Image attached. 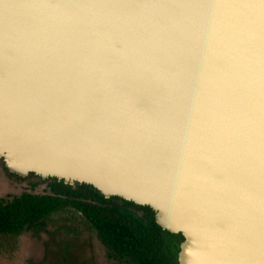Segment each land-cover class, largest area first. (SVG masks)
I'll list each match as a JSON object with an SVG mask.
<instances>
[{
	"label": "water",
	"instance_id": "95a60500",
	"mask_svg": "<svg viewBox=\"0 0 264 264\" xmlns=\"http://www.w3.org/2000/svg\"><path fill=\"white\" fill-rule=\"evenodd\" d=\"M0 158L264 264V0H0Z\"/></svg>",
	"mask_w": 264,
	"mask_h": 264
},
{
	"label": "trees",
	"instance_id": "16d2710c",
	"mask_svg": "<svg viewBox=\"0 0 264 264\" xmlns=\"http://www.w3.org/2000/svg\"><path fill=\"white\" fill-rule=\"evenodd\" d=\"M0 167L11 179L28 180L31 190L38 183L46 185L42 192L27 190L11 198L0 197V240L6 244L37 226H60L93 231L108 250V257L124 264H177L183 236L162 229L149 206L119 196L104 197L86 183L71 185L55 177L41 179L33 173L20 177L9 173L1 158ZM62 212L71 215L61 218ZM74 214L82 220H75Z\"/></svg>",
	"mask_w": 264,
	"mask_h": 264
},
{
	"label": "rangeland",
	"instance_id": "374dc122",
	"mask_svg": "<svg viewBox=\"0 0 264 264\" xmlns=\"http://www.w3.org/2000/svg\"><path fill=\"white\" fill-rule=\"evenodd\" d=\"M45 188V184L38 183L31 190L28 180L11 179L0 167L2 198H11L27 190L42 192ZM59 215L63 218L71 214L62 212ZM74 218L82 220L77 214ZM107 253L93 231L79 232L60 226H37L25 230L13 243L0 240V264H124L109 258Z\"/></svg>",
	"mask_w": 264,
	"mask_h": 264
}]
</instances>
